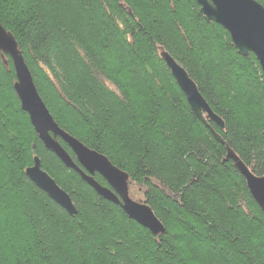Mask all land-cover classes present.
<instances>
[{
  "label": "trees",
  "instance_id": "1",
  "mask_svg": "<svg viewBox=\"0 0 264 264\" xmlns=\"http://www.w3.org/2000/svg\"><path fill=\"white\" fill-rule=\"evenodd\" d=\"M0 22L59 126L127 172L130 196L165 227L153 234L45 147L0 51V264H264V212L227 158L230 148L264 176L253 53L240 55L195 0H0ZM161 50L224 122L208 120L224 143L194 115ZM35 156L74 215L26 175Z\"/></svg>",
  "mask_w": 264,
  "mask_h": 264
},
{
  "label": "water",
  "instance_id": "2",
  "mask_svg": "<svg viewBox=\"0 0 264 264\" xmlns=\"http://www.w3.org/2000/svg\"><path fill=\"white\" fill-rule=\"evenodd\" d=\"M195 1L206 20L218 23L229 32L240 55L244 57L250 53L255 55L264 74V5L257 0ZM0 51L8 55L13 62L16 74L14 89L22 109L29 115L30 122L45 147L67 167L78 172L99 195L121 206L129 218L155 235L162 234L165 227L150 205L130 197L129 174L114 165L106 155L88 147L59 126L35 85L15 37L1 22ZM160 54L184 93L194 115L210 128L217 141L224 143L220 135L210 127L208 120L215 122L221 129L224 128V122L213 112L197 84L168 52L161 50ZM59 139L71 149L75 159L63 147ZM227 152V158L233 160L235 167L245 178L252 197L264 212V176L253 173L230 148H227ZM96 173L103 177L107 183L106 186L95 180ZM26 175L69 214L74 215L77 212L71 196L43 169L38 156L34 157L33 165L26 169Z\"/></svg>",
  "mask_w": 264,
  "mask_h": 264
},
{
  "label": "bare ground",
  "instance_id": "3",
  "mask_svg": "<svg viewBox=\"0 0 264 264\" xmlns=\"http://www.w3.org/2000/svg\"><path fill=\"white\" fill-rule=\"evenodd\" d=\"M39 137V136H38ZM40 139V138H39ZM34 163V162H33Z\"/></svg>",
  "mask_w": 264,
  "mask_h": 264
}]
</instances>
